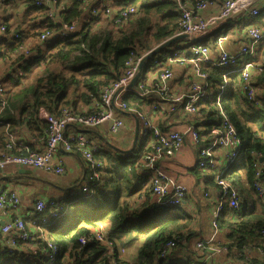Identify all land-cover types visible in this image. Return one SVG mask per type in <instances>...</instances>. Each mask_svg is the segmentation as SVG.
<instances>
[{
  "label": "trees",
  "instance_id": "obj_1",
  "mask_svg": "<svg viewBox=\"0 0 264 264\" xmlns=\"http://www.w3.org/2000/svg\"><path fill=\"white\" fill-rule=\"evenodd\" d=\"M21 1L28 22L15 25L12 39L0 36V57L6 60L19 45L35 43L28 55L20 54L13 61L21 69V74L6 80V97L0 101V151L7 143H13L12 137L17 134L18 126L25 125L29 130L37 126V135H46L47 123L39 117L40 108L59 115L64 108L81 111V103L97 102L102 87L124 73L130 52L140 57L180 29L181 15L175 0H128L134 11L128 13L127 22L117 29L112 28L111 20L95 26L84 22L79 30L68 36L57 34L48 42L37 43L41 31H53L59 26L47 17V4H37V0ZM90 1L57 0L54 8L60 21L69 24L81 14L87 15L86 7ZM115 1L123 3L127 0ZM10 30L8 26V34ZM206 35L196 42L208 44ZM175 44L172 42L147 60L140 80L146 79L147 70H156L160 67L157 63H164L167 54L176 49ZM263 45L264 38L259 42V51ZM233 66H218L212 61L200 63L199 70L208 74V89L216 91L198 103L199 112L205 113V117L201 126H194L204 136L211 125H218V108L213 110L212 106H216V95L220 93V105L236 127L242 144L238 153L241 165L224 173L240 192V208L230 210L224 207L218 217V226L220 231H225L228 241L218 243L212 240L211 244L227 247V252L239 250L237 256L242 260V245L252 248L264 244V195L259 196L253 186L254 162L264 155V111L247 98L240 86V73H227ZM224 75L227 82L222 90ZM124 99L127 105L138 108L149 101L133 91L127 92ZM207 141L205 138L195 145V151ZM100 144L102 146V142ZM145 144L141 138L130 152L113 147L110 152L107 147L100 146L95 153L103 162L100 176L93 181L83 178L87 190L82 189L84 181L81 180L79 189L72 195L49 199L41 216L40 211H36L35 221L38 227L45 228L46 233L33 235L29 231V238L17 241L14 246L8 244L0 252V264H43L42 248L47 238L57 249L55 264H129L120 257L119 248L124 249L134 242H138L137 264H192L201 258L204 250L193 248L192 242L194 239L204 240L206 249L208 238L200 236L196 220L183 203L161 205L153 198L151 169L140 160L146 150ZM13 151L25 152V149ZM49 201L63 206L57 216L49 214L52 208ZM249 201H252L251 207ZM45 215L46 220L42 222ZM58 220L64 222L58 223ZM100 223L105 224L103 241L94 238ZM170 241L175 245L162 255ZM33 243L37 244L34 249ZM22 245L27 246L26 250L18 252L17 246ZM179 250L185 253L184 258H179ZM243 256L247 260L243 258L245 261L241 263L237 259L233 264H264V257Z\"/></svg>",
  "mask_w": 264,
  "mask_h": 264
},
{
  "label": "built area",
  "instance_id": "obj_2",
  "mask_svg": "<svg viewBox=\"0 0 264 264\" xmlns=\"http://www.w3.org/2000/svg\"><path fill=\"white\" fill-rule=\"evenodd\" d=\"M56 1H36L37 4L45 3L48 5L47 17L59 26V28H54L53 31H41L38 35V43L48 42L57 34L68 36L71 32L79 30L81 24L84 22L95 26L111 20V23L113 22L112 28L117 29L127 22L128 13L134 11V8L129 6L128 0L123 3H117L115 0H91L86 7L87 15L81 14L79 19L72 20L71 23L66 24L58 18L57 10L54 8ZM175 1L177 2L181 15L179 22L180 29L177 33L185 32L190 36L191 42L188 46L176 48L169 52L163 64L157 63L160 64V67L158 68L159 71L155 73V76H147L144 80H140L139 78L135 86L125 88L137 73L139 60L143 56L137 57L130 52V56L126 62V68L123 71L124 73L116 80L110 81V83L102 87L99 100L94 102L91 112L64 108L59 115H53L46 112L45 109L40 108L38 112L47 123L44 146L37 150L26 148L25 152L17 153L13 151L16 149L14 144L7 143L5 148L0 151V169L3 170L8 166H31L55 174L63 173L65 167L62 162L59 160L53 161L58 150L57 147L61 144L68 151H78L86 161L88 173L84 178L88 181L97 179L103 169L102 160L95 156V153L100 147L99 142L80 130H75L66 135L65 128L68 125L79 128H92L93 126L107 122L108 129L115 133L123 124V119L116 114L115 109L118 108L134 114L137 117L140 129L148 137V143L145 145L146 150L141 155V160L151 169L150 184L152 186L154 200L161 205H179L185 199L188 188L183 183L177 182L170 177L166 173L162 163L182 148L186 137L190 138L193 145H197L200 141L207 138L208 141L204 145L199 146L195 152V164H197L198 168H210L214 170L213 182L216 188L217 202L211 217L212 235L207 240L209 245L205 249L204 240L198 239L196 241L195 247L199 250H204V253L199 261L194 264H208L213 258L212 255L215 250L224 249L223 247L211 244L218 230L219 214L225 206L230 210L240 208V192L224 176V173L232 169L236 162L238 163V153L242 145L241 139L236 127L220 105V93L216 95L215 101L220 115L219 123L218 125H211L209 131L204 136L200 134L197 127L194 126V123L186 124L182 130L163 128L151 118L150 114L151 112H157L163 115H197L199 111L198 103L210 96L207 80L208 74L199 70V65L203 61H212L218 66L239 63L240 65L237 70L241 76V88L245 91L247 98L255 106L261 107L264 111V99L257 96L256 88L252 82L255 74H262L264 76V45L260 50L259 57L256 59V50L258 49L259 42L264 38V24L248 25L246 28L248 40L240 44L235 53H231L223 48V41L228 38L229 33L226 30L220 32L221 34L215 38L214 42L218 48L219 55L214 60L211 56L210 47L203 42H196L195 39L202 37L212 25L220 23V21L229 18L239 10H247L249 16L257 17L260 14L259 5L255 4V0ZM214 2H218L219 11L217 15L206 18L202 15V11ZM4 3H6L4 0H0V4ZM7 30V24L5 22L0 23V36L8 35ZM30 50V45H19L13 52L11 64L18 55H28ZM187 63L191 66L195 76L190 80L184 92H171L168 85L169 81L173 78V64L184 66ZM17 74H21L20 69L16 72ZM224 85L225 83H222L220 89ZM6 86L7 81L2 75L0 76V101H4L6 97ZM129 91H133L141 97L149 99L147 103L148 109L127 105L124 96ZM217 149L224 151L223 156L217 157ZM261 156H263V160L260 161L258 159L254 162L256 171L253 180V186L259 196L264 195V155ZM238 165L240 166L241 164L238 163ZM239 166H235L234 168H239ZM85 181L82 187L83 190H87L88 188ZM19 201V196L16 191L8 189L0 190V210L3 213H6L11 208H16ZM48 203L53 206L54 202L49 201ZM34 205L38 212L43 211L48 206L47 201L41 198H38ZM62 208V206L52 207L49 214L51 216H57ZM45 220L46 217H42V222ZM33 223L35 224V222ZM2 225L3 231L11 232L7 240V243L11 246L16 245L17 241L30 237V233L21 216L9 219ZM104 230L102 226L97 228L94 233V238L103 241ZM80 241L85 242L84 239ZM174 245L175 243L170 241L162 255H165ZM243 247L246 250V254H248L250 248L246 244L242 245V249ZM256 249L260 256L264 257V244L256 247ZM42 250L44 251L43 264H55L57 249L51 239L46 240V245L43 246Z\"/></svg>",
  "mask_w": 264,
  "mask_h": 264
},
{
  "label": "crops",
  "instance_id": "obj_3",
  "mask_svg": "<svg viewBox=\"0 0 264 264\" xmlns=\"http://www.w3.org/2000/svg\"><path fill=\"white\" fill-rule=\"evenodd\" d=\"M13 1L14 3H16L14 4L12 1H9L4 4H0V23L5 22L7 26L10 27V35H5V37H10V39H12V30L15 25L26 24L28 22V17L25 15L24 9L21 10V7H23V1ZM187 1L192 2V0ZM255 4L259 5L260 7L259 13L261 14L259 16L257 15V17H251L247 13V10H241L239 11V13L236 12L229 18L220 21V23L218 24L212 25L209 29H207V31L205 32V34H208L206 35V39L210 47L211 56L214 60L217 59L219 52L214 42H212V39L214 37H218L221 34L220 32L226 30V32L229 33L228 38L223 41V48L231 53H235L237 52L240 44L248 40L246 32L247 26L250 24H264V17H262V14L264 16V0H255ZM218 11L219 4L218 2H214L212 5L202 11V15H204L206 18H211L217 15ZM230 19H232V21L227 22ZM36 42L38 43V38ZM190 42V38L183 37V39L175 41V46L176 48H184L188 46ZM34 43L28 45L32 47ZM258 51L259 50L257 49L256 53L258 54L256 55V59L259 57L260 51ZM12 56L7 57L6 60L0 57V76L3 75L5 77V80L7 81L9 80L8 77L16 75V72L19 69L13 63L11 64V61L13 60ZM239 65L240 64L234 65L231 69H228V72L238 71L237 69ZM156 70H154L152 72V75L149 77L155 76ZM172 71L173 78L169 81V90L174 93L184 92L188 87L190 80L193 78V76H195L194 71L188 63L184 64V66L173 64ZM224 80L223 83H226L227 77H225ZM252 82L254 87L256 88L257 95L262 98V96L264 95V76L262 74H255L253 76ZM222 88H224V86ZM93 105L94 101H92V103L90 104L81 103L79 105V108L81 111H89L90 109H92ZM139 108L148 109V104L146 103ZM115 110L116 114L123 119L122 126L115 133L108 129L107 122L93 126L92 128H79L68 125L65 128V133L66 135H68L75 130L83 131L87 133L92 139L97 140L100 146V142H102L101 147H107L109 151L111 150L109 143H112L122 149H130L137 117L132 113H128L117 108ZM150 115L151 118L163 128L182 130L188 123H194L195 125L198 124L195 121V117L197 115H163L157 112H151ZM39 117L42 119V121H45L43 117L40 116V114ZM36 127H34V130H29L25 125H22L21 127L18 126L16 132L17 134L12 137L14 147L19 150H26V148L34 150L41 149L45 144V135L44 133L42 135H37L39 134V131H35ZM141 138L144 139L146 144L148 143V137L140 129L136 144H139ZM194 146L195 145L191 143L190 138L186 137L182 148L177 151L172 157L165 159L162 164L164 165L166 173L170 177H172L177 182L183 183L188 188L187 195L182 201L183 206L185 207L187 212L193 216L194 220H196L197 229L200 233V236L204 239H209L212 235L211 217L217 202L216 188L213 182L214 170L210 169L212 173H204L201 176L195 175V172L198 168L195 164L196 151L194 149ZM57 149L58 150L53 158V161L55 162L56 160H59L60 162H62L65 167V171L63 173L55 174L31 166H8L3 170L0 169V190H14L17 192L20 200L16 208H11L6 213H3V211L0 210V252H2V250H4V248L8 245L7 240L9 239V236L11 234L10 231L5 232L2 230L3 223H5L9 219H13L14 217L21 216L24 219L26 227L28 231H30V233H32L33 235H42V233H46L43 226L38 227L33 223L37 220V210L36 206L34 205L35 202L38 200V198H41L44 201H48L49 199H57L72 195L79 189V182L81 180L85 181L83 180V178L86 177L88 173V167L81 154L76 150L68 151L63 148L61 144L58 145ZM216 154L217 157L223 156L224 151L217 149ZM22 168H24L27 172H20L19 170ZM43 213L40 212L39 216H41ZM100 224L102 227L105 226L104 223ZM34 227L36 228V232L33 231ZM220 233L221 231L220 229H218V231L215 233L216 235L214 236V240H218L216 236ZM203 234H205V237L203 236ZM36 246V243L32 244L33 249L36 248ZM26 247L27 246L22 245L17 246L16 249L18 252H21L22 249L26 250ZM178 252L179 258H184L185 253L181 250H179ZM247 255L251 257H262L258 253L256 247L250 248V251ZM220 256L224 258H221ZM212 257L213 258L208 262V264H233L237 263V259H239L240 256H237L235 253H227V255L225 256V253L224 255H221L220 252H214ZM239 260L241 263H243L247 259L245 258L244 260L242 258V260ZM129 264L131 263L129 262Z\"/></svg>",
  "mask_w": 264,
  "mask_h": 264
},
{
  "label": "rangeland",
  "instance_id": "obj_4",
  "mask_svg": "<svg viewBox=\"0 0 264 264\" xmlns=\"http://www.w3.org/2000/svg\"><path fill=\"white\" fill-rule=\"evenodd\" d=\"M13 2V1H12ZM14 3V2H13ZM16 3V2H15ZM14 3V4H15ZM21 10H23V7H21ZM20 12V11H19ZM263 13H264V11H263ZM154 71V69H150V70H147V76L149 77V76H151L152 75V72ZM215 91H216V89H212L211 90V92H210V95L211 96H213L214 94H215ZM212 108H213V110L214 109H217L218 107H216L215 105H213L212 106ZM262 116L264 117V114L262 113ZM203 117H205V113H202V112H199L198 111V114H197V116L195 117V121H196V123H198L199 125H201L202 124V121H203ZM104 148H106V147H104ZM107 150H108V148H106ZM109 151V150H108ZM111 151V150H110ZM112 152V151H111ZM238 163H240V161L238 160ZM238 163L236 162L235 164H234V166L232 167V168H234L235 166H239L238 165ZM204 173H212L211 172V170H210V168H205V169H202V168H198L197 170H196V172H195V175L196 176H201V175H203ZM249 206L251 207L252 206V201H249ZM64 221L63 220H58V223H63ZM218 229H219V226H218ZM33 231L34 232H36V228L34 227L33 228ZM203 236L205 237V234H203ZM216 238H218V240L216 239V242H226V241H228V239L227 238H225V231H221V233L220 234H218L217 236H216ZM195 241H193L192 242V247L193 248H195L194 246H195V243H196V241H197V239H194ZM138 246V242H134L131 246H129V247H125L124 249H122V248H119V253H120V257H122V258H124V259H126L127 261L129 260V262L131 263V264H137V261H136V259H135V252H136V247ZM224 249H221V250H215V252H220V254L221 255H224V253H225V256L227 255V253L228 254H230V253H232L231 251L230 252H227V248L225 249V247H223ZM235 249V248H234ZM233 249V250H234ZM236 255H237V253L239 252V250H236V252L235 251H233ZM242 253V254H241ZM245 253H246V250H244V247H243V249H241V251H240V254L242 255V257L245 259V256H243V255H245ZM221 258H224V257H222V256H220Z\"/></svg>",
  "mask_w": 264,
  "mask_h": 264
},
{
  "label": "water",
  "instance_id": "obj_5",
  "mask_svg": "<svg viewBox=\"0 0 264 264\" xmlns=\"http://www.w3.org/2000/svg\"><path fill=\"white\" fill-rule=\"evenodd\" d=\"M239 11H241V10H239ZM239 11H238V13H239ZM183 37L190 38V36L187 33H185V32L176 33V34H174L172 36H169V37L165 38V40L161 41L160 43L154 45L149 50H147L145 52V54L143 56H141V58L139 60L138 69L136 71L137 73L133 76V78L129 81V84L125 88H129V87L135 86L136 82L139 80V78L142 75L143 65L147 62L148 59H150L152 56H154L156 54V52H158L161 49L165 48V46L171 44L172 42H174L176 40L183 39ZM134 128H135V131H134L133 140H132V144L130 146V149H122V148L117 147L116 145H114L112 143L111 144L109 143L110 147H113L114 149L119 150V151H128V152H130V150H133L135 148L136 143H137V139H138L139 132H140L138 120L136 121V124H135ZM259 160L260 161L263 160V156H261L259 158ZM19 171L20 172H27V171H25L24 168L20 169Z\"/></svg>",
  "mask_w": 264,
  "mask_h": 264
},
{
  "label": "bare ground",
  "instance_id": "obj_6",
  "mask_svg": "<svg viewBox=\"0 0 264 264\" xmlns=\"http://www.w3.org/2000/svg\"><path fill=\"white\" fill-rule=\"evenodd\" d=\"M208 45V44H207ZM209 46V45H208ZM259 50V49H258ZM259 52V51H258ZM256 54H258V53H256ZM239 64V63H238ZM236 71V70H235ZM231 72V71H230ZM230 72H228L227 71V73H230ZM233 72V71H232ZM225 77H227V76H225ZM62 112V111H61ZM60 112V113H61ZM44 119V118H43ZM242 146V145H241ZM241 148V147H240ZM28 149V148H27ZM21 150H23V149H21ZM240 150V149H239ZM72 151V150H71ZM16 152V151H15ZM88 189V188H87ZM58 202H54L53 203V206L52 207H58V206H62V205H60V204H57ZM63 207V206H62ZM211 227H212V225H211ZM218 231V230H217ZM56 258V257H55ZM200 259V258H199ZM199 259L197 260V261H199ZM197 261H195V262H193L192 264H194V263H196ZM56 263V262H55Z\"/></svg>",
  "mask_w": 264,
  "mask_h": 264
}]
</instances>
